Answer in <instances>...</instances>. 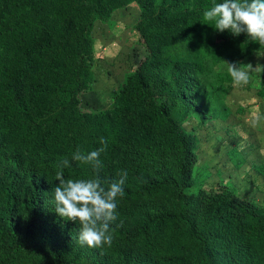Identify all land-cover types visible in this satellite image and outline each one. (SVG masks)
I'll return each instance as SVG.
<instances>
[{
	"label": "trees",
	"instance_id": "obj_1",
	"mask_svg": "<svg viewBox=\"0 0 264 264\" xmlns=\"http://www.w3.org/2000/svg\"><path fill=\"white\" fill-rule=\"evenodd\" d=\"M131 3L139 9V40L160 43L172 60L169 76L137 72V86L113 96L119 109L85 110L94 25ZM212 3L0 0V264H264V206L227 188L192 192L194 140L174 114L178 95L201 121L225 119L217 92L225 94L232 80L211 58L240 60L260 48L246 33L205 21ZM169 88L176 97L166 99ZM101 137L108 141L102 186L123 171L127 179L110 224L112 244L94 248L79 243L78 222L55 211L53 190L64 157L71 165L65 179L97 178L71 157L77 148L99 149ZM259 173L264 177V165Z\"/></svg>",
	"mask_w": 264,
	"mask_h": 264
},
{
	"label": "rangeland",
	"instance_id": "obj_2",
	"mask_svg": "<svg viewBox=\"0 0 264 264\" xmlns=\"http://www.w3.org/2000/svg\"><path fill=\"white\" fill-rule=\"evenodd\" d=\"M139 16L136 4L116 10L107 21H97L92 30L94 41L93 83L81 93V106L85 110H117L115 92L125 86H137V72L146 78L160 72L168 77L172 60L163 57L161 44L141 41L134 24ZM257 48L248 57L235 60L230 54L221 59L211 58L215 71L227 72L225 63H258L264 65V56H257ZM264 52V50H261ZM223 57V58H222ZM264 82V72L252 73L250 83L234 88L232 81L226 93H218L227 107V117L201 121L197 111L186 99L178 97L175 117L186 132L193 136L194 185L192 192L202 189L215 191L231 189L239 196L264 206V177L259 173L264 165V97L258 90ZM166 99L176 97L169 88ZM203 95L199 102L204 101ZM206 109V108H205ZM253 120H256L255 125Z\"/></svg>",
	"mask_w": 264,
	"mask_h": 264
},
{
	"label": "clouds",
	"instance_id": "obj_3",
	"mask_svg": "<svg viewBox=\"0 0 264 264\" xmlns=\"http://www.w3.org/2000/svg\"><path fill=\"white\" fill-rule=\"evenodd\" d=\"M203 19L212 22V26L224 32L229 30L234 35L246 33L251 41L257 42L260 49L257 56H264V0H223L215 2L203 11ZM227 72L231 77L234 88L246 86L250 83L252 73L264 72V65L251 63H228ZM256 120H253L255 125ZM100 147L90 153H84L77 148L72 153V160L81 165H90L97 173L94 179H65L63 169L70 167L67 157L56 164L55 178L60 183L54 188L55 211L64 218L80 224L78 241L88 247L99 248L105 244L111 246L113 236L110 224L117 216V197L124 196L123 185L127 179V172L120 174L118 181L111 182L106 189L99 179L102 168L101 153L106 151L108 141L100 138ZM264 155V149H261Z\"/></svg>",
	"mask_w": 264,
	"mask_h": 264
}]
</instances>
